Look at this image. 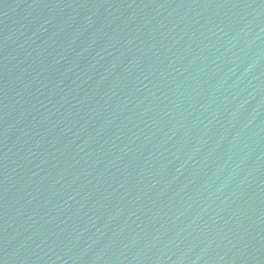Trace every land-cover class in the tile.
<instances>
[{
    "label": "water",
    "instance_id": "95a60500",
    "mask_svg": "<svg viewBox=\"0 0 264 264\" xmlns=\"http://www.w3.org/2000/svg\"><path fill=\"white\" fill-rule=\"evenodd\" d=\"M0 264H264V0H0Z\"/></svg>",
    "mask_w": 264,
    "mask_h": 264
}]
</instances>
